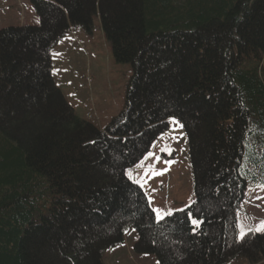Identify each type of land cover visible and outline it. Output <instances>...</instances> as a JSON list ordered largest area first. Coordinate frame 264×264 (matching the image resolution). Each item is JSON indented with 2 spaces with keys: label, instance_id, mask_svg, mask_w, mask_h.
<instances>
[{
  "label": "trees",
  "instance_id": "1",
  "mask_svg": "<svg viewBox=\"0 0 264 264\" xmlns=\"http://www.w3.org/2000/svg\"><path fill=\"white\" fill-rule=\"evenodd\" d=\"M39 26L0 30V264H102L127 229L160 264L264 262L238 236L248 184H264V0H31ZM98 13L132 76L102 131L52 76V50ZM178 121L194 202L157 221L127 176ZM200 221L199 226L193 220Z\"/></svg>",
  "mask_w": 264,
  "mask_h": 264
},
{
  "label": "rangeland",
  "instance_id": "2",
  "mask_svg": "<svg viewBox=\"0 0 264 264\" xmlns=\"http://www.w3.org/2000/svg\"><path fill=\"white\" fill-rule=\"evenodd\" d=\"M39 25L40 18L31 0H0V30ZM52 76L76 115L105 131L125 108L132 68L115 59L96 13L90 30L71 26L53 48ZM127 176L143 189L158 222L193 204L188 143L178 121H169V128L154 141L148 154L127 170ZM261 185L264 184L250 183L245 191L238 216L240 240L249 232L264 235V231H257L264 222ZM139 240L135 229H127L123 242L104 253L102 264H160L157 256L138 251ZM227 264L251 263L248 258L240 257Z\"/></svg>",
  "mask_w": 264,
  "mask_h": 264
},
{
  "label": "snow or ice",
  "instance_id": "3",
  "mask_svg": "<svg viewBox=\"0 0 264 264\" xmlns=\"http://www.w3.org/2000/svg\"><path fill=\"white\" fill-rule=\"evenodd\" d=\"M261 187H264V185H261ZM154 211H156L157 213H159V210L154 209ZM192 222H193L194 225H198L200 223V221L195 220V219ZM257 231H264V222H262L261 227L258 228ZM241 236L243 237V233L241 234Z\"/></svg>",
  "mask_w": 264,
  "mask_h": 264
}]
</instances>
